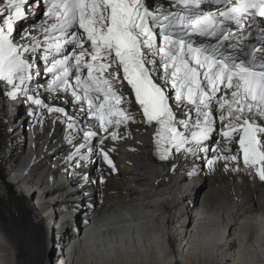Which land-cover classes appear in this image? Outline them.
Returning a JSON list of instances; mask_svg holds the SVG:
<instances>
[{
	"label": "bare ground",
	"instance_id": "bare-ground-1",
	"mask_svg": "<svg viewBox=\"0 0 264 264\" xmlns=\"http://www.w3.org/2000/svg\"><path fill=\"white\" fill-rule=\"evenodd\" d=\"M6 3L0 0V8ZM5 18L7 13L0 20ZM37 20L21 30V43H31L26 34L41 33L47 19ZM150 58L157 61L148 66L169 95L177 120L187 119L190 110L194 119L193 106L178 103L170 79L165 83L160 57ZM30 59L36 60L34 53ZM42 85L35 91L46 106L28 101L12 124L5 122V100L0 99V264H54L50 254L59 251L60 212L68 221L66 232L74 231L59 264H264V182L244 169L242 160L240 171L232 170L231 161H217L214 170L207 164L213 149L222 155L235 154L223 152L225 147L238 149L220 134L215 100L216 131L202 144L209 151L173 150L163 161L156 151L155 128L144 120L125 82L121 107L134 119L108 132L97 127L87 105L71 90L49 92ZM48 107L63 108L75 127L69 129L67 117ZM89 129L97 135L90 142L91 153L81 149L87 157L81 160L74 154ZM20 130L33 134L31 148L14 138ZM112 131L119 139H111ZM101 149L109 153L115 170ZM82 205L89 206L91 218L79 216V225L73 226V211Z\"/></svg>",
	"mask_w": 264,
	"mask_h": 264
},
{
	"label": "snow or ice",
	"instance_id": "snow-or-ice-1",
	"mask_svg": "<svg viewBox=\"0 0 264 264\" xmlns=\"http://www.w3.org/2000/svg\"><path fill=\"white\" fill-rule=\"evenodd\" d=\"M178 2L187 5L189 0ZM23 3L24 0H7L0 8V17L7 13L0 24V82L11 86L8 94L13 99L23 94L33 105L45 107L39 93L29 87L33 79L30 56L40 42L35 36L26 34L24 38L31 43L21 44L13 35L14 22L24 15ZM45 3L46 50L50 54L53 50L60 54L65 44L74 45L71 55L64 54L61 59L53 56L49 62L50 91L71 90L79 103L87 105V113L98 122L97 127L108 132L111 126L118 127L134 119L132 113L121 107L125 103L126 82L144 120L155 128V146L161 160H169L173 150L176 153L209 151L202 144L216 131L215 100L221 122L220 134L227 145L238 144V149H222L235 152L229 155L213 149L214 155L207 161L209 169L214 170L217 161L224 160L235 162L232 170L240 171L242 160L244 169L254 171L264 182V62L257 63L255 56L264 49H254L252 60L248 62L244 59L237 62L233 56L218 55L215 48L209 52L204 46L194 47L183 37L174 38L166 31L174 26L171 18L174 14L150 10L144 0H45ZM227 3L230 6L219 13L224 20L240 24L245 14L264 17V0H227ZM184 19L179 17L181 22ZM165 21L167 23H163ZM188 26L201 36H216V14L208 12L196 17ZM156 27L159 33L154 31ZM221 35L223 40H228L231 33L222 32ZM158 36L163 40L159 46ZM154 56L162 61L165 83L170 79L175 100L193 106L194 119L190 110L187 119L177 120L164 87L148 68L149 64L157 63L150 58ZM85 69L86 75H83ZM221 92L223 95L218 97L217 93ZM48 111L63 113L67 117V127H75V120L63 108L48 107ZM96 135V131L85 130L84 143L79 144L74 155H79L81 160L87 159L81 149L87 147L91 153L89 145ZM110 135L112 140L119 139L116 131ZM101 154L115 170L109 153L101 149Z\"/></svg>",
	"mask_w": 264,
	"mask_h": 264
},
{
	"label": "built area",
	"instance_id": "built-area-1",
	"mask_svg": "<svg viewBox=\"0 0 264 264\" xmlns=\"http://www.w3.org/2000/svg\"><path fill=\"white\" fill-rule=\"evenodd\" d=\"M65 252H66V250H64L63 253L60 252V253H58L56 255V257H55L56 264H59V263L62 262V260H63V255L62 254H66L67 253V252L66 253Z\"/></svg>",
	"mask_w": 264,
	"mask_h": 264
},
{
	"label": "rangeland",
	"instance_id": "rangeland-1",
	"mask_svg": "<svg viewBox=\"0 0 264 264\" xmlns=\"http://www.w3.org/2000/svg\"><path fill=\"white\" fill-rule=\"evenodd\" d=\"M215 140H216V134H214V136L211 138V144H213V143L215 142ZM14 143H15V142H14ZM97 163H98V162H97ZM83 207H85V206H83ZM87 208H89V206H88ZM2 211L6 212V211H8V210H2ZM82 213L86 214L87 211L84 209ZM50 255L52 256V255H54V254L52 253V254H50Z\"/></svg>",
	"mask_w": 264,
	"mask_h": 264
},
{
	"label": "water",
	"instance_id": "water-1",
	"mask_svg": "<svg viewBox=\"0 0 264 264\" xmlns=\"http://www.w3.org/2000/svg\"><path fill=\"white\" fill-rule=\"evenodd\" d=\"M51 257H52V259H53L54 256L52 255Z\"/></svg>",
	"mask_w": 264,
	"mask_h": 264
}]
</instances>
